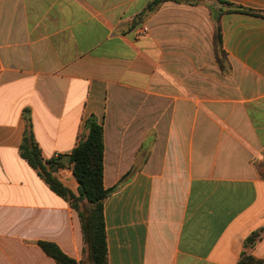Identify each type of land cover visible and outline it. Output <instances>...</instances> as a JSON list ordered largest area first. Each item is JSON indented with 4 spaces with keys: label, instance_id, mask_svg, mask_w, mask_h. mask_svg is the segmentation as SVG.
<instances>
[{
    "label": "crops",
    "instance_id": "0c3cea01",
    "mask_svg": "<svg viewBox=\"0 0 264 264\" xmlns=\"http://www.w3.org/2000/svg\"><path fill=\"white\" fill-rule=\"evenodd\" d=\"M151 1L0 0V264H58L40 241L87 264L79 212L21 155L26 112L75 194L103 125L109 264H236L264 226V0H223L254 13L220 15L222 57L217 0Z\"/></svg>",
    "mask_w": 264,
    "mask_h": 264
},
{
    "label": "trees",
    "instance_id": "16d2710c",
    "mask_svg": "<svg viewBox=\"0 0 264 264\" xmlns=\"http://www.w3.org/2000/svg\"><path fill=\"white\" fill-rule=\"evenodd\" d=\"M166 0H152L144 15L155 11ZM231 4L217 0V5L209 4L216 18L215 41L221 57L222 34L219 25L220 15L228 10H238L246 13H254L253 10L244 7L226 8ZM232 7V6H231ZM219 63L223 61L219 57ZM26 128L21 144V155L37 170L47 184L64 197L80 215L85 240V254L87 264H109L108 248L106 240V225L104 215V203L119 185L106 188L104 185V128L96 116H90L85 123V129L79 143L73 149L70 159L73 173L79 183V194H75L52 171L56 159L44 160L39 145L34 137L31 118L25 113ZM264 237V226L253 231L244 241V247L236 264H264V260L253 254L254 247ZM42 248L53 257L58 264H78V261L65 254L59 246L52 242L40 241Z\"/></svg>",
    "mask_w": 264,
    "mask_h": 264
}]
</instances>
